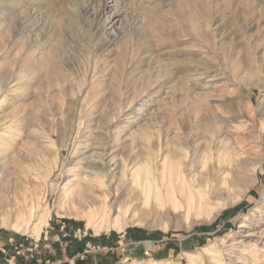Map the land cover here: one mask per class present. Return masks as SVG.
Wrapping results in <instances>:
<instances>
[{"label":"rangeland","instance_id":"rangeland-1","mask_svg":"<svg viewBox=\"0 0 264 264\" xmlns=\"http://www.w3.org/2000/svg\"><path fill=\"white\" fill-rule=\"evenodd\" d=\"M0 145V264H264V0H0Z\"/></svg>","mask_w":264,"mask_h":264},{"label":"bare ground","instance_id":"bare-ground-1","mask_svg":"<svg viewBox=\"0 0 264 264\" xmlns=\"http://www.w3.org/2000/svg\"><path fill=\"white\" fill-rule=\"evenodd\" d=\"M165 161H166L165 163L168 165V168H170V166L172 167V165H170L171 161H169V159H166ZM174 171H176L175 178H181L180 176L182 174L180 173V170L179 169L178 170L175 169ZM171 172H173V171H171ZM135 176H136V174H135ZM140 179L141 178H140V175H139L137 177V180H138L137 183L141 187H143L142 189H151L150 188V184H149L151 181L149 179H147L146 176L144 177V179H142V180H140ZM152 181H153V179H152ZM72 191H73V189L71 188V185H67L66 188H65V196L67 197V203H70V202L75 203L74 198L71 197V195H72L71 192ZM98 197H100V196L98 195ZM98 197H97V195H96V193L94 192L93 189L88 188L83 193H81L80 198L78 199L77 203H79V206L81 208H83V209L88 208L87 210L89 212V215H90L89 217H90L91 221H95V222L99 221L100 224L101 223H109L111 221L110 220V216H111V213H112L113 209H112V206H110V204H109L108 195H107V193L105 191H103V197H102V200H100V201H102V205L100 207L97 206V204H99V202H100ZM4 204L6 205V202L2 200V202H0V206L3 209L5 207ZM126 209H125L124 212H122L124 209H122V207L118 208L119 213L123 214L122 216H120V214H118V216L115 217V219H114V221H115L114 226L116 228H118V229H121V228L124 227V225H126V221H124L125 214H126V211H127ZM0 210H2V209H0Z\"/></svg>","mask_w":264,"mask_h":264}]
</instances>
